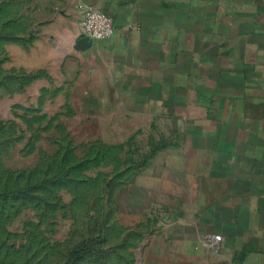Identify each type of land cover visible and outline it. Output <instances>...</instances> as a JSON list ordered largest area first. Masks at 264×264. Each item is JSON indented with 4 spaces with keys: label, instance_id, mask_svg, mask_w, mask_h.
Returning a JSON list of instances; mask_svg holds the SVG:
<instances>
[{
    "label": "crops",
    "instance_id": "1",
    "mask_svg": "<svg viewBox=\"0 0 264 264\" xmlns=\"http://www.w3.org/2000/svg\"><path fill=\"white\" fill-rule=\"evenodd\" d=\"M33 3L95 77L94 98L160 131V193L176 200L160 260L264 264V0ZM91 8L115 34L77 50Z\"/></svg>",
    "mask_w": 264,
    "mask_h": 264
},
{
    "label": "rangeland",
    "instance_id": "2",
    "mask_svg": "<svg viewBox=\"0 0 264 264\" xmlns=\"http://www.w3.org/2000/svg\"><path fill=\"white\" fill-rule=\"evenodd\" d=\"M37 15L0 0V264H175L160 260L176 221L160 131L94 98L95 77Z\"/></svg>",
    "mask_w": 264,
    "mask_h": 264
},
{
    "label": "built area",
    "instance_id": "3",
    "mask_svg": "<svg viewBox=\"0 0 264 264\" xmlns=\"http://www.w3.org/2000/svg\"><path fill=\"white\" fill-rule=\"evenodd\" d=\"M115 34L113 19L102 11L91 8L88 9L80 21V37L89 41H104L111 39ZM216 244L222 241V237H214Z\"/></svg>",
    "mask_w": 264,
    "mask_h": 264
},
{
    "label": "water",
    "instance_id": "4",
    "mask_svg": "<svg viewBox=\"0 0 264 264\" xmlns=\"http://www.w3.org/2000/svg\"><path fill=\"white\" fill-rule=\"evenodd\" d=\"M91 46V41H89L87 38H81L79 41H78V46H77V49L80 50V49H85L86 47H90Z\"/></svg>",
    "mask_w": 264,
    "mask_h": 264
},
{
    "label": "trees",
    "instance_id": "5",
    "mask_svg": "<svg viewBox=\"0 0 264 264\" xmlns=\"http://www.w3.org/2000/svg\"><path fill=\"white\" fill-rule=\"evenodd\" d=\"M158 148H159V146H158Z\"/></svg>",
    "mask_w": 264,
    "mask_h": 264
}]
</instances>
